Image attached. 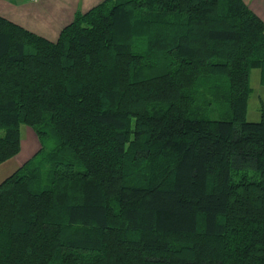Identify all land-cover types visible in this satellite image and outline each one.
Wrapping results in <instances>:
<instances>
[{
	"label": "trees",
	"instance_id": "1",
	"mask_svg": "<svg viewBox=\"0 0 264 264\" xmlns=\"http://www.w3.org/2000/svg\"><path fill=\"white\" fill-rule=\"evenodd\" d=\"M256 67L246 0H103L57 40L0 14V164L41 141L0 183V264H264Z\"/></svg>",
	"mask_w": 264,
	"mask_h": 264
},
{
	"label": "crops",
	"instance_id": "2",
	"mask_svg": "<svg viewBox=\"0 0 264 264\" xmlns=\"http://www.w3.org/2000/svg\"><path fill=\"white\" fill-rule=\"evenodd\" d=\"M103 0H0V14L48 39L57 40L62 29L70 24L78 12H85ZM264 20V0H246ZM32 141H21L20 152L0 164V183L39 148L34 132L29 131ZM36 133V132H35ZM38 137V135H36Z\"/></svg>",
	"mask_w": 264,
	"mask_h": 264
},
{
	"label": "rangeland",
	"instance_id": "3",
	"mask_svg": "<svg viewBox=\"0 0 264 264\" xmlns=\"http://www.w3.org/2000/svg\"><path fill=\"white\" fill-rule=\"evenodd\" d=\"M250 84L252 86V92L248 100V111L247 119L250 121H259L262 118V110L264 105V67L252 68L250 75ZM229 106L227 104H221L215 106V109H212L208 116L211 118H225L229 115ZM34 132L35 140L40 141V138L37 137L34 129L28 125L21 126V135L22 140L32 141L30 138V132ZM41 145V141H40Z\"/></svg>",
	"mask_w": 264,
	"mask_h": 264
},
{
	"label": "built area",
	"instance_id": "4",
	"mask_svg": "<svg viewBox=\"0 0 264 264\" xmlns=\"http://www.w3.org/2000/svg\"><path fill=\"white\" fill-rule=\"evenodd\" d=\"M29 1H31V2H37V1H39V0H29Z\"/></svg>",
	"mask_w": 264,
	"mask_h": 264
}]
</instances>
